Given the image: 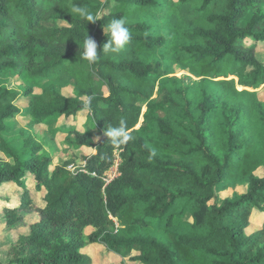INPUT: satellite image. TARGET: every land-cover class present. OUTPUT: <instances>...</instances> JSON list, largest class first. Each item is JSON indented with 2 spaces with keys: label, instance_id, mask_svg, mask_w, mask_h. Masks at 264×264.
Wrapping results in <instances>:
<instances>
[{
  "label": "trees",
  "instance_id": "16d2710c",
  "mask_svg": "<svg viewBox=\"0 0 264 264\" xmlns=\"http://www.w3.org/2000/svg\"><path fill=\"white\" fill-rule=\"evenodd\" d=\"M73 4L97 22L72 14ZM120 17L131 39L119 54L103 53L104 27ZM87 36L99 54L91 64L81 55ZM261 48L264 0H0V78L45 84L39 94L0 87V136L18 117L39 125L86 111L100 138L92 145L88 132L65 130L75 137L70 144L95 151L71 172L73 161L51 170L49 154L26 131L25 155L0 137L12 158L0 165V186L22 190L5 224L29 230L0 264H95L81 252L91 245L123 264H264V221L246 233L254 211L264 217V175L254 176L264 167V101L255 92L264 85V64L255 58ZM173 65L196 78H237L243 89L219 80V93L184 98L181 107L182 92L168 79L173 87L159 82L152 100ZM67 83L71 98L58 91ZM122 121L134 139L115 144L104 133ZM116 149L119 176L105 184ZM29 178L42 209L31 206ZM243 180L246 194L209 206L214 191ZM28 212L38 220L24 224Z\"/></svg>",
  "mask_w": 264,
  "mask_h": 264
},
{
  "label": "rangeland",
  "instance_id": "374dc122",
  "mask_svg": "<svg viewBox=\"0 0 264 264\" xmlns=\"http://www.w3.org/2000/svg\"><path fill=\"white\" fill-rule=\"evenodd\" d=\"M105 0H101L104 2ZM173 2H178L179 0H172ZM106 13L107 10L105 9ZM255 58L262 64H264V49H258L255 52ZM149 79H153L152 76ZM168 79L176 80V90L181 91V95L175 98V101L183 107L185 101L191 102L194 97L201 98L205 93H213L216 95L219 93L220 86L216 83L219 80H233L236 84L237 89H243L241 86L237 84V78L229 77L227 79L223 78H196L191 75L187 70L183 69L178 65H173L170 68V71L163 75V77L157 80V83L154 85V94L152 96V100L157 98L158 94V83L161 82L165 86L171 88L173 87L168 82ZM45 84L42 82L30 80L25 75H16V74H8L2 78H0V87H4L7 89H11L17 92L25 91L27 88L32 87L35 94H39L41 92L42 87ZM250 90V89H248ZM59 93L64 96L71 98L74 96L75 89L69 83L66 85L60 86L58 88ZM251 91V90H250ZM257 92V98L259 101H264V85L255 90ZM22 107V106H20ZM145 112V104L141 105V118L139 123L136 125V129H138L143 122V113ZM172 116V115H171ZM174 117V116H173ZM173 117H171L173 119ZM60 121V122H59ZM6 125L9 127V131L1 134V138L7 143V146L18 154L26 153L25 144L26 139L25 135H23V131L30 133L37 142H40L42 147L44 144L45 151L49 154L51 158V167L54 166H62L65 162L73 161L72 164L68 166V170L71 172L74 171L76 164L80 162L82 159H86L90 157L93 147H79L75 144H70L68 141H75V137L65 132V129H77V131L88 132L91 134L89 137V142L92 145H97L100 141L99 133L95 130L94 124L88 115L87 112L77 113L72 117H58L54 116V118L49 119L42 123L41 125H32L30 118L18 117L15 120L6 121ZM58 127V128H57ZM56 129V131L54 130ZM60 130V131H59ZM89 134V135H90ZM42 137V138H40ZM44 139V141L42 140ZM78 148V149H77ZM82 148V149H81ZM120 149H116L114 151V161L113 164L109 167L106 173L103 175L104 179L106 178H115L116 174V164L120 163ZM12 163V158L9 154L4 150L3 147L0 146V165L2 164H10ZM264 175V167L259 168L254 172V176L256 178H261ZM27 186L30 187L31 194L28 196L30 198L31 206L38 207L42 209L44 204L41 201V194H37L34 191V182L32 178H29L26 182ZM248 185L243 181H238L235 185H230L222 190H216L215 196L212 201L209 203V206L212 205H220L225 200H234L239 198V196L246 194ZM22 190L14 185H1L0 186V261L6 263V253L9 250L10 246L17 242L18 238L21 236H26L29 234V230L26 226H21L20 228H12L7 227L6 219H5V210L18 206L21 202ZM39 218V214L37 212H28L23 219L24 224H30L37 221ZM187 221L189 223L193 222V219L186 214ZM251 224L247 228L246 233L251 234L258 230L261 224L264 221V217L258 215L257 211H254L251 216ZM152 227V225L150 224ZM89 230L85 231V234H88ZM163 237H167V233L160 231ZM82 254L91 257L95 264H123L125 260H121L115 257L112 254L107 253L103 248H99L98 246L91 245L88 248L81 250Z\"/></svg>",
  "mask_w": 264,
  "mask_h": 264
},
{
  "label": "clouds",
  "instance_id": "9594fccd",
  "mask_svg": "<svg viewBox=\"0 0 264 264\" xmlns=\"http://www.w3.org/2000/svg\"><path fill=\"white\" fill-rule=\"evenodd\" d=\"M70 11L72 14L78 15L89 23L97 22V16L93 15L85 7L73 4ZM126 23V20L122 17L118 19L114 18L104 27L107 42L103 45V53L119 54L125 49L131 39L130 29L126 26ZM81 55L85 61L89 62V64L94 63L98 58L97 44L88 36L83 41V51ZM88 100L90 104L91 97H89ZM89 104L84 105L85 109L90 110ZM104 135L111 137L112 142L115 144H124L134 139V137L127 133L126 124L123 121L121 122L120 127L110 128L104 133Z\"/></svg>",
  "mask_w": 264,
  "mask_h": 264
},
{
  "label": "built area",
  "instance_id": "2783aa9c",
  "mask_svg": "<svg viewBox=\"0 0 264 264\" xmlns=\"http://www.w3.org/2000/svg\"><path fill=\"white\" fill-rule=\"evenodd\" d=\"M119 164H120V163H119ZM115 168H116V174H115V178H116V177L119 176L118 164H116ZM113 179H114V178H106V179H104V182H105V184H107V183L111 182Z\"/></svg>",
  "mask_w": 264,
  "mask_h": 264
},
{
  "label": "crops",
  "instance_id": "0c3cea01",
  "mask_svg": "<svg viewBox=\"0 0 264 264\" xmlns=\"http://www.w3.org/2000/svg\"><path fill=\"white\" fill-rule=\"evenodd\" d=\"M83 112H84V111H82V112H80V113H83ZM85 112H86V111H85ZM58 117H61V116H58ZM62 117H64V116H62ZM24 118H27V117H24ZM59 122H60V121H59ZM40 125H41V124H40ZM57 128H58V127H57ZM74 129H75V128H74ZM54 130L56 131V129H54ZM64 130H70V129H65V128H64ZM75 130H77V129H75ZM59 131H60V130H59ZM82 132H85V131H82ZM89 134H90V133H89ZM90 136H91V134H90ZM40 138H42V137H40ZM42 140L44 141V139H42ZM43 148L45 149L44 144H43ZM82 148H84V147H82ZM82 148H81V149H82ZM77 149H78V148H77ZM91 154H94V150H92V153H91ZM54 167H55V166H54ZM54 167H53V168H54ZM53 168L51 167L50 169L53 170Z\"/></svg>",
  "mask_w": 264,
  "mask_h": 264
}]
</instances>
